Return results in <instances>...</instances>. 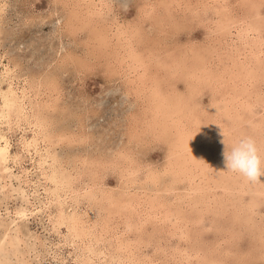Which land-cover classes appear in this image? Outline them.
<instances>
[{
  "label": "rangeland",
  "instance_id": "obj_1",
  "mask_svg": "<svg viewBox=\"0 0 264 264\" xmlns=\"http://www.w3.org/2000/svg\"><path fill=\"white\" fill-rule=\"evenodd\" d=\"M236 1L229 0V5L231 6V13L239 17L246 12V7H241ZM143 4H146V7ZM211 5L209 0H112L109 9L103 6L102 14L92 17V22L80 21L79 23V21H74L75 28L73 30L76 29V33L70 35L66 24L67 15L72 12L69 11L72 7V0L69 2L60 0H0V60L1 63H6L11 71L16 74L17 77L13 78V83L26 85L25 82H27L34 89L38 88L39 96L35 98L37 101L51 94L43 85L54 80L58 91L57 93L53 91L50 97L52 99L57 98L59 106L56 110L46 111L43 120H45V124L48 123L47 129L52 133L65 129L76 134L83 131L81 135H88V138H84V142L61 141L55 146L56 155L60 158L57 166L58 171L77 174L76 178H79L80 182L74 178L72 185L81 187L79 193L84 190L85 192L88 191L87 188L91 179H96L99 183L98 186L103 187L106 193L112 192L111 194H114L118 191L123 195L127 192H133L137 199H142L143 194L145 196L146 193L150 194L151 198L155 195L162 196L160 199V201L163 200L162 203L156 201L157 209L150 207V210L144 207V210L147 211L143 210V212L149 216L152 214L159 216L160 211L164 212L166 209L174 211L173 209H176L182 213L181 216L187 219V227L183 225L184 221L179 218L175 223L173 217L170 218V221L166 220L167 223L164 224L159 216L155 218V221L150 218L152 222L139 219L138 228L125 229L126 227L120 222L117 213H110L108 207L105 208L107 203L104 201V204L92 203L90 205L86 195L75 196L69 193L68 196L60 198L64 212L67 214L73 209L87 212L88 217H83L87 219L86 223L95 239L99 238L97 243L92 241L94 240L93 236L91 241L84 237L81 242V239H76L74 233L68 230L66 223L57 222L56 211L59 204L52 198L49 191L54 187V183L45 178L40 170L34 166L36 155L30 158L29 154L23 153L21 149V139L22 137L28 139L33 135L32 127L24 121H20L19 127L13 125L7 130L3 124L0 125V129L5 132L10 142V153L20 152L21 165L29 169V172L27 174L28 182L26 184L21 183L28 196L23 197L24 195L18 191H15L16 194L12 192V188L17 187L15 186L16 183L18 185V180L14 178L10 179L12 187L8 193L10 197L13 196L12 198L4 196L5 192L0 189V240L3 241L0 248V256H3L0 257V262H2L0 264H9V262L10 264H14V262L15 264H19V262L21 264H84V257H88V264H210L209 261L211 260H214L213 264H251V262L252 264H264L261 261L262 258L264 261V195H258L259 192L253 191L252 186L249 185L251 183L244 182L243 176L227 171L224 163L220 168L232 178L230 182L223 177L229 185L231 184L228 191L214 186L215 180L211 176L202 175L198 168L191 167L185 171V167L175 165L174 170L169 172L167 155L168 152L170 153L172 140L176 135L175 130L170 126L166 131H161L163 130L161 127L163 121L160 122L159 119L162 117L157 115L161 113V110H156L147 102L140 98L136 99L133 94L127 92V87L123 83L122 77L119 76V69L115 64L113 50L119 46L120 42L114 37L117 36L115 29L119 28L120 33L129 37L133 47L136 46L139 50H142L143 47L149 48L157 55L153 59L163 60L162 62L166 64L165 69L162 67L158 68V71L155 69L157 71L155 75L161 78V87H164L165 90L168 88V91L174 87L173 89L179 93L175 95L171 91L173 95H169L170 102L175 103L179 96L181 97V99L179 98L181 104L188 102L192 112L202 120V128L207 129L206 132L211 129L213 132L216 131L218 146L232 149L235 144V135L237 137L240 136V133H246L248 137L250 134L249 137L255 138L261 158L264 159V1H260L259 4L261 31L258 38H255L256 33H248L247 36L238 34L235 28L240 27L239 25L231 27L229 31H225L226 33L222 30L216 31L214 24L216 15ZM78 14L81 13L78 12ZM250 17L251 15H249ZM80 20H83V17ZM88 22L96 24L97 28L100 27L101 29H105L104 26L106 25L111 26L107 32V44L100 52L95 45L97 41L93 40L91 43ZM86 39L90 40L89 45H86L88 41L84 43ZM253 50L252 54L249 53ZM64 54L66 55L65 59ZM255 56H257V63L252 61ZM172 57L178 60L177 66L171 67L169 65ZM71 59L77 63L82 60L83 63L80 65L85 68L79 67L73 61L70 62ZM1 63L0 68L2 67ZM241 63L244 67L247 64L251 66L250 68L248 66V70L245 68L244 73L243 71L239 73L236 68L237 66L240 67ZM192 69H204L203 72L200 71L199 75H204L205 78L201 81L192 78L190 75ZM148 70L149 73L147 74H151L153 69L149 68ZM190 80L193 81V84ZM6 83L7 81L0 82V87H5ZM221 93L225 96V100L219 97L222 95ZM29 94L32 93L29 92ZM227 95H230L229 98ZM223 110L226 111L223 112ZM156 111L159 112L156 113ZM202 112L204 113L202 114ZM236 115L238 116L236 117ZM229 120L234 126L230 125ZM238 129L239 132L241 131L240 133ZM230 135H233L232 138ZM223 139L225 144L221 143ZM38 144L39 148L42 149L43 143L39 141ZM184 157L190 159L187 153ZM128 160L137 167L136 178L133 183H129V179L125 178L123 179L126 182L123 183L124 180L120 177V170L117 165H127ZM49 162L48 160L44 164V168L48 172L50 168L47 164ZM8 166L14 173L18 172L21 179H24L18 163L13 165L9 161ZM210 167V171H213V163ZM147 168L156 170V182L151 183L149 178H144ZM155 183L157 184L154 185ZM240 190L243 191L240 192ZM24 198L30 202L35 201L34 205H39L38 201H44V205L47 207L43 206L41 211L35 212V210L34 214L25 216V219L24 216L17 217L14 209L21 206L33 208ZM251 201L253 202L252 207L249 206ZM65 207L67 208L65 209ZM108 215V223L114 227L112 233L109 231L111 230L110 227H108V231H105L99 225ZM173 215L176 216V214ZM10 219H13V222L7 224L11 221ZM52 220L54 221L52 222ZM23 228L26 229V233L22 232L24 231ZM181 229L185 232L183 237L179 235ZM5 232H7L6 235H4ZM13 232L14 234H12ZM27 233L30 235L28 236ZM19 235L21 236L19 237ZM120 239L128 241L125 249H116L117 240ZM88 243L92 247L91 249H101L102 254L96 256L94 254L98 252L92 250L94 253L92 254L91 251H88L86 249ZM179 247H184L185 251L182 249L184 252L177 254ZM194 247L198 250L196 255L194 252L197 250L192 249ZM3 248L6 252H2ZM5 253L7 255L4 257Z\"/></svg>",
  "mask_w": 264,
  "mask_h": 264
},
{
  "label": "bare ground",
  "instance_id": "obj_2",
  "mask_svg": "<svg viewBox=\"0 0 264 264\" xmlns=\"http://www.w3.org/2000/svg\"><path fill=\"white\" fill-rule=\"evenodd\" d=\"M58 1V0H57ZM63 2H69L70 0H60ZM110 1L112 0H72V7L71 10L72 11L70 13H68L67 15V24L66 27L67 29L70 31L68 34L70 35H74L76 32L75 30H73L75 28V25H73L74 21H89L92 22V17L94 16H99L102 14V7L106 6L109 9L110 6ZM260 1H264V0H237L236 2L239 3V5H241V7H246V12L242 15L237 17L236 15H234L233 13H231V6L229 5V0H209L210 3H212L211 7L212 10L214 12V14L216 15V20L214 22L215 24V30L219 31L222 30L224 33H226L225 31H229L231 27L239 25L240 27H236V31L237 33H241L243 36H247L248 33L252 34V33H256L257 35H255V38L259 37L260 34V8H259V4ZM172 2V1H171ZM157 3V2H156ZM63 4V3H62ZM161 4V3H160ZM170 4V3H169ZM193 4V3H192ZM209 4V3H208ZM146 4H143L144 7ZM150 5V4H149ZM168 5V4H167ZM194 5V4H193ZM65 6V5H64ZM169 6V5H168ZM175 6V5H174ZM185 6V5H184ZM234 6V5H233ZM177 7V6H176ZM150 8V7H149ZM167 8V7H166ZM210 8V7H209ZM263 9V8H262ZM143 10H145L143 8ZM206 11V10H205ZM81 13V14H78ZM139 13V12H138ZM141 13V12H140ZM108 14V13H107ZM203 14V13H202ZM80 15H83L80 17ZM249 15H251V17L249 18ZM192 16V15H191ZM83 17V20H80V18ZM102 17V16H101ZM117 17V16H116ZM259 17V18H258ZM85 18V19H84ZM119 18V17H118ZM258 18V19H256ZM264 18V17H263ZM262 18V20H263ZM91 20V21H90ZM150 20V19H148ZM258 20V21H257ZM170 21V20H169ZM88 22V26H89V32L90 37H91V43L94 41H97L95 43V45H97L96 47L98 48V51H102L103 48L105 47V45L107 44V38H108V31L110 30L111 26H104L105 29H100L97 28L96 24L93 23H89ZM130 23V22H129ZM191 23V22H190ZM84 24V23H83ZM127 24V23H126ZM195 24V23H194ZM133 25V24H132ZM197 25V24H196ZM88 30V29H87ZM117 36L114 35L116 37V39H118L119 46L114 48L113 53L114 55V59H115V64L117 65L119 71L118 73L120 77H122L123 79V83L125 84V86L127 87L126 90L127 92L133 94V96L136 99H141L145 102H147L149 105H151L152 107H154L156 110H161V113L157 114L158 117L161 115V122L162 125L161 127L163 128V130L161 131H166L168 127H173V129L175 130L176 135L173 138V143L171 145L170 148V153L168 152L167 155V160H168V169L170 170L169 172L174 170V166L176 165L177 167H185V171L191 169V167L193 168H198L199 171L201 172L202 175H207V176H211L215 181V185L216 187H220L222 188V190L224 191H228L231 188V184L229 185L227 180H230V182L232 181V178L228 176L227 173L223 172L222 168H220L223 164V156L222 153L226 150V148L224 146H218V144L216 143V139L217 137V133L216 131L213 132V130L211 129L210 131L206 132L207 129H203L202 128V124H201V119L197 114H194L192 112V108L190 107L189 103H180V99L181 97H177L176 98V102H170V98L169 95H173L171 91H173L175 93V95L179 94L176 90H174L172 87V89L170 91L164 89V87H161V82L159 77H156L157 75H155V73H157V69L158 68H163L165 69V63L162 62L163 60H158V59H153V57H156L157 55L154 54L153 50H150L149 48L143 47L142 50H139L138 47H133L132 43L129 41V37L125 34L120 33V29L116 28L115 29ZM124 31V30H123ZM127 31V30H126ZM131 31V30H129ZM133 32V31H132ZM172 33V32H171ZM111 34V33H110ZM211 34V33H210ZM228 34V33H227ZM213 35V34H212ZM131 36V35H130ZM140 38V37H139ZM234 38V37H233ZM236 38V37H235ZM228 39V38H227ZM254 39V38H252ZM80 40V39H79ZM211 40V39H210ZM250 40V39H249ZM86 41H88L87 39L84 40V43H86ZM193 41V40H192ZM217 41V40H216ZM227 41V40H226ZM143 42V41H142ZM205 42V41H204ZM213 42H215L213 40ZM241 42V41H240ZM90 40L88 41V43L86 45H89ZM138 44V43H137ZM142 44V43H141ZM231 44V43H230ZM9 45V44H8ZM181 46V45H179ZM203 46V45H202ZM212 46V45H211ZM238 46V45H237ZM259 46V45H258ZM255 47V46H254ZM260 47V46H259ZM153 48V47H152ZM188 48V47H187ZM82 49V48H81ZM83 50V49H82ZM178 50V49H177ZM200 50V49H199ZM214 50V48H213ZM259 50V49H258ZM184 51V50H183ZM192 51V50H191ZM233 51V50H232ZM245 51V50H244ZM230 52V51H229ZM253 51L249 52L252 54ZM3 53V52H2ZM214 53V52H213ZM219 53V52H218ZM237 53V52H236ZM235 53V54H236ZM90 54V53H89ZM192 54V53H191ZM216 54V53H214ZM87 55V54H86ZM225 55V54H224ZM68 56H70V54H68ZM179 56V55H178ZM7 57V56H6ZM103 57V55H102ZM189 57V56H188ZM232 57V55H231ZM256 57H254V59H252V61H254L255 63H257L256 61ZM28 58V57H27ZM26 58V59H27ZM66 58V55L64 54V59ZM91 58V57H90ZM239 58V57H238ZM237 58V59H238ZM198 59V58H197ZM10 61V60H9ZM14 61V60H13ZM52 61V60H51ZM73 61L75 62L74 59H71L70 62ZM228 61V60H227ZM241 61V60H239ZM251 61V60H250ZM1 63V60H0ZM83 61L81 60L80 63L75 62V64H77L79 67H84L81 66L80 64H82ZM169 65L172 66H177L178 64V60L173 58L169 61ZM237 63V62H236ZM232 64V63H231ZM2 67L0 68V82L3 81H7L6 86L5 87H0V125H5L7 127V130L10 129L11 126L15 125L16 127H19L20 121H24L25 123H27L29 126L32 127V133L33 135L30 138H25L22 137L21 141H22V146L21 149L23 151V153H27L29 154L30 158H33V155H36V158L34 159L35 165L39 170L40 173L47 179H49L50 181H52L54 183V187L49 189L50 194L52 195V198L56 201V203L59 204V206L57 207V213H56V217H58V221L60 222V224L62 222L66 223L67 228L69 231L74 233V236L76 237V239H82L85 237L86 239H88L89 241H91V237L93 236L92 241L96 242L99 241V238L97 237L95 239L93 233L90 232V227L89 225L86 223L87 222V217L88 214L87 212H81V211H77L75 209H73L70 213H65L64 212V208L62 205V196L66 197L68 196L69 193L74 194L75 196H82V195H86L87 200L89 201L90 205L92 203H96V204H100V203H107L106 207H108V210H110V213L116 212L117 216H119L120 222L123 224V226H125V229H131V227H136L138 228L139 226V222L138 220L143 219L144 221L146 220H150V218L155 221L156 217L161 218L162 222L164 224H166V220L170 221L172 219V217L174 218L175 223L181 219L184 221V226H186V218L181 216L182 213H179L178 210L173 209L174 211H172L171 209H166L164 212H159V216L155 215V214H151L149 216V214H145L143 212L144 207H147V209L150 207L152 208H156V201H158V203H162V201H160L161 197L160 195H155V197L150 196V194L148 195L147 193L143 194L142 199H137L136 198V194H134L133 192L129 193H125L123 195H121L118 191L114 194L111 193H106V190L101 187L98 186L99 183L97 182L96 179H91V183L88 186V191L85 190L84 191H80L81 193H79V189L81 187L79 186H73L72 182L73 180L77 179V181H79V178H76L77 174L76 173H63L62 171H58L57 166L59 165V156L56 155V152L54 150L55 146L61 142V141H74V142H84V138H88L87 136H83L81 135L83 133L80 132V134H76L73 132H69L66 129L65 130H61L59 132L56 133H52L47 129V124H45V120L44 119V115L46 113V111L48 110H56L58 108V99L57 98H51V94L53 93V91H55L57 93L58 88H57V84L54 80L46 82L45 89H47L51 94L46 95V98H40L37 101H35V98H37L39 96V91L37 89H34L32 87L31 84H28L27 82L26 85L25 84H21V85H17V83H13V78L17 77L16 74H14L11 71V68H9V66L6 63H1ZM63 65V64H62ZM169 66V67H170ZM183 66V65H182ZM198 66V65H197ZM248 66L250 68V64H247V66L244 67L243 63L240 64V67L237 66V72L241 73L243 71L244 73V69L246 68V70H248ZM253 67V66H252ZM85 68V67H84ZM153 69L151 70V74H147L149 73V70L147 71V69ZM184 68V67H183ZM260 68V67H257ZM157 71H156V70ZM179 69V68H178ZM229 69V68H228ZM263 69V68H262ZM204 69H192L190 73V75L192 76V78H195L198 81H201L203 78H205L204 75H199L200 71L203 72ZM14 71V70H13ZM178 71V70H177ZM83 72V71H82ZM228 72V70H227ZM231 74V73H230ZM229 75V74H228ZM172 77V76H171ZM188 77V76H187ZM259 77V76H258ZM190 78V76H189ZM184 79V78H183ZM187 79V78H186ZM247 79V78H246ZM253 79V78H252ZM228 80V79H227ZM232 80V79H231ZM249 80V79H247ZM82 81V80H81ZM193 84V81L190 80ZM233 81V80H232ZM31 82V81H30ZM21 83V82H20ZM210 84V83H209ZM260 85V84H259ZM173 86V85H172ZM184 86V85H183ZM189 86V85H188ZM192 86V85H191ZM214 86V85H213ZM171 87V86H169ZM190 87V86H189ZM196 88V87H195ZM232 88V87H231ZM263 88V87H262ZM242 91L243 87L241 88ZM185 90V89H184ZM254 90V89H253ZM32 91V92H31ZM223 91V90H222ZM235 91V89H234ZM32 93V94H29ZM188 92V91H187ZM193 92V91H192ZM213 92V91H212ZM190 94V92H189ZM222 94V93H221ZM245 94V93H244ZM247 94V93H246ZM251 94V93H248ZM174 95V96H175ZM191 95V94H190ZM212 95V94H211ZM76 96V95H75ZM228 96V95H227ZM230 96V95H229ZM228 96V98H229ZM257 96V95H256ZM195 97V96H194ZM220 98L225 100V96H223V94L221 96H219ZM260 98V97H259ZM172 99V98H171ZM235 99V98H234ZM241 99V97H240ZM173 100V99H172ZM196 100V99H195ZM223 100V101H224ZM222 101V100H221ZM227 101V100H226ZM244 101V100H243ZM200 102V101H199ZM215 102V101H214ZM212 102V103H214ZM228 103V101L226 102ZM244 103V102H243ZM254 103V102H253ZM181 104V106H180ZM211 104V102H210ZM221 104V103H220ZM212 105V104H211ZM261 105V104H260ZM254 106V105H253ZM264 106V104H263ZM148 107V106H147ZM210 107V106H209ZM225 108V107H223ZM238 108V107H237ZM247 108V107H245ZM219 109V108H218ZM239 109V108H238ZM208 110V109H207ZM215 111V110H214ZM226 111V110H225ZM223 110V112H225ZM245 111V110H244ZM71 112V111H70ZM159 112V111H158ZM156 111V113H158ZM168 112V113H167ZM209 112V111H208ZM216 112V111H215ZM229 112V111H228ZM253 112V111H252ZM155 113V112H154ZM155 113V114H156ZM204 112H202L203 114ZM218 113V112H217ZM222 114V113H221ZM233 114V113H232ZM237 114V113H236ZM254 114V113H253ZM230 115V114H229ZM228 115V116H229ZM222 116V115H221ZM226 116V115H225ZM238 115H236L237 117ZM53 117V116H52ZM235 117V120H236ZM240 117V116H239ZM254 117V116H253ZM126 118V117H125ZM124 118V119H125ZM153 118V117H152ZM225 119L224 117H220ZM264 118V117H263ZM122 119V118H121ZM128 119V118H127ZM157 119V118H156ZM116 120V119H114ZM222 120V119H221ZM47 121V119H46ZM215 121V118H214ZM219 121V120H217ZM216 121V122H217ZM224 121V120H223ZM153 122V121H152ZM213 122V121H212ZM244 122V121H243ZM230 125L234 126V124H232V122H230ZM237 123V122H235ZM246 123V122H245ZM24 124V123H23ZM59 125V124H58ZM155 125V124H154ZM211 125V124H210ZM209 126V124H208ZM215 126V125H214ZM256 126V125H255ZM222 127V126H221ZM242 127V126H241ZM220 128V127H219ZM224 129V127H222ZM237 128V127H236ZM257 128V127H256ZM124 129V128H123ZM133 129V128H132ZM131 129V130H132ZM215 129V128H214ZM233 129V128H232ZM69 130V129H68ZM135 130V129H134ZM222 130V129H221ZM227 131H229L228 129H226ZM6 131V130H5ZM52 131V130H51ZM99 131V130H98ZM124 131V130H123ZM205 131V132H204ZM239 132V129H238ZM241 132V131H240ZM239 132V133H240ZM202 133V135H201ZM220 133V132H219ZM86 134V133H85ZM127 134V133H126ZM8 135V134H7ZM28 135V134H27ZM222 135V134H221ZM235 135V134H234ZM238 135V134H237ZM249 136H251L250 134H248ZM135 136V135H134ZM225 136V135H224ZM231 136V135H230ZM233 136V135H232ZM231 136V138H232ZM243 136H246V133L241 134L240 136L238 135L236 137L235 135V144L234 146L238 143V141L241 138H244ZM248 136V137H249ZM223 137V136H222ZM221 137V138H222ZM257 137V136H256ZM138 138V137H136ZM224 138V137H223ZM227 138V137H225ZM230 138V137H229ZM234 138V137H233ZM253 138V137H252ZM132 139V138H131ZM228 139V138H227ZM255 139V138H254ZM135 140V139H134ZM226 140V139H225ZM258 140V139H257ZM20 141V140H19ZM20 141V142H21ZM41 141L43 143V148H39V144L38 142ZM125 141V140H124ZM230 141V139H229ZM133 142V141H132ZM143 142V141H142ZM231 142V141H230ZM19 143V142H18ZM64 143V142H63ZM70 143V142H69ZM95 143V142H94ZM93 143V144H94ZM98 143V142H97ZM122 143V142H121ZM72 144V143H71ZM135 144V143H134ZM137 144V143H136ZM153 144V143H152ZM169 144V143H168ZM221 144V143H220ZM157 145V144H156ZM232 145V144H231ZM76 146V145H75ZM139 146V145H138ZM151 146V145H150ZM59 147V146H58ZM10 142L5 134V132H3L2 129H0V189L3 190L5 192L6 197H10V188L12 187L10 179L14 178L18 180V185L16 183L13 184L15 186H17L16 188H12V192L14 193L15 191H18L20 193H22L24 196L26 197L28 196V194L26 193V190L23 188V185H21V183H27L28 179H27V174L29 172V169H27L25 166L21 165V155L20 152H14V153H10ZM151 148V147H150ZM61 150V149H59ZM228 151H231V149H227ZM120 151V150H119ZM127 151V150H126ZM110 153V152H109ZM188 154L190 159H187L188 157H184L185 154ZM85 154V153H84ZM112 154V153H111ZM122 154V153H119ZM126 154V153H125ZM28 157V156H27ZM98 157V156H97ZM23 158V157H22ZM87 158V157H86ZM114 159V158H113ZM137 159V158H136ZM263 159V158H262ZM30 160V159H29ZM48 160L50 161L47 165L50 168L49 172L47 171V169L44 168V164H46L48 162ZM88 160V159H87ZM11 161L13 163V165L15 164H19V167L22 169V173L24 175V179H21V176L18 174V172L14 173L11 168L8 166V162ZM90 162V161H89ZM129 163H127V165H123V164H117L119 166V170H120V177L123 179H129V183L135 180V175H136V165L133 164L132 162H130L128 160ZM76 163V162H75ZM114 163V162H113ZM111 163V164H113ZM115 163L116 160H115ZM124 163V162H123ZM188 165H187V164ZM213 163V171H210V166ZM131 164V166H130ZM173 164V165H172ZM185 164V165H183ZM29 165V164H27ZM166 165V166H167ZM182 165V166H181ZM30 166V165H29ZM165 167V165H162ZM28 167V166H27ZM89 167V166H88ZM92 167V166H91ZM132 167V168H131ZM142 167V166H141ZM140 167V168H141ZM149 167V166H148ZM156 167V166H155ZM161 167V166H160ZM175 167V168H177ZM225 167V166H224ZM153 168V167H152ZM65 169V168H64ZM14 170V169H13ZM32 170V168H31ZM37 170V169H36ZM164 170V169H163ZM156 171V170H155ZM152 169L147 168L146 172H145V177L149 178L151 181V183L156 182V172ZM192 171V170H191ZM31 172V171H30ZM211 172V173H210ZM231 172V171H230ZM160 173V172H159ZM164 173V172H163ZM179 173V172H178ZM31 174H33L31 172ZM93 174V172H92ZM169 174V173H168ZM172 174V173H171ZM187 174V173H186ZM162 175V174H161ZM160 175V176H161ZM95 176V175H94ZM99 176V175H98ZM171 176V175H170ZM200 176V175H199ZM43 177V178H44ZM163 177V176H162ZM159 177V178H162ZM208 177V178H211ZM226 178L227 180L223 179ZM234 177V176H233ZM31 178V177H30ZM75 178V179H74ZM168 178V177H167ZM217 178V179H216ZM244 178V177H243ZM104 179V178H103ZM123 179V183L126 182V180ZM188 179V178H187ZM186 179V180H187ZM9 180V181H8ZM173 180V179H172ZM15 181V180H13ZM12 181V182H13ZM36 181V180H35ZM146 181V180H145ZM165 181V180H164ZM170 181V180H169ZM185 181V180H184ZM244 182H246L247 180L244 178L243 179ZM242 181V183H243ZM261 182H257V183H251L249 185L252 186L253 191L255 190L256 192H259V194L264 195V176H262L260 178ZM80 182V181H79ZM158 182V181H157ZM172 182V181H171ZM210 182V181H209ZM240 182V181H239ZM43 183V181H42ZM50 183V182H49ZM198 183V182H197ZM52 184V183H51ZM86 184V183H85ZM157 183H155L154 185H156ZM177 184V183H176ZM179 184V183H178ZM188 184V183H187ZM44 185V183H43ZM109 185V184H108ZM107 185V186H108ZM125 185V184H124ZM131 185V184H129ZM133 185V184H132ZM149 185V184H148ZM167 185V184H166ZM47 186V185H46ZM136 186V185H135ZM169 186V185H168ZM213 186V188H214ZM48 187V186H47ZM142 187V186H141ZM140 187V188H141ZM149 187V186H148ZM154 187V186H153ZM211 187V185H210ZM250 187V186H249ZM33 188V187H32ZM155 188V187H154ZM165 188V187H164ZM189 188V187H188ZM187 188V189H188ZM204 188V187H203ZM212 188V189H213ZM244 188V187H243ZM29 189V188H28ZM36 189V188H34ZM33 189V191H34ZM40 189V188H39ZM117 189V188H116ZM148 189V188H147ZM151 189V188H150ZM163 189V188H162ZM196 189V188H195ZM210 189V188H208ZM235 189V188H234ZM233 189V191H234ZM0 190V191H1ZM46 191H48V189H45ZM126 190V189H125ZM189 190V189H188ZM211 190V189H210ZM221 190V189H220ZM218 190V191H220ZM32 191V190H31ZM41 191V190H40ZM62 191V192H60ZM196 191V190H195ZM203 191V190H202ZM214 191V190H213ZM236 191V190H235ZM243 190H240V192ZM247 191V190H246ZM108 192V191H107ZM149 192V191H148ZM151 192V191H150ZM163 192V191H162ZM188 192V191H187ZM231 192V191H230ZM250 192V191H249ZM246 192V193H249ZM29 193V192H28ZM44 193V192H43ZM46 193V192H45ZM124 193V192H123ZM154 193V192H153ZM194 193V192H193ZM200 193V192H199ZM235 193V192H234ZM252 193V192H251ZM250 193V194H251ZM254 193V192H253ZM16 194V192H15ZM32 194H34V192H32ZM42 194V193H41ZM219 194V193H218ZM9 195V196H8ZM30 195V194H29ZM36 195V194H35ZM47 195V194H46ZM142 195V194H141ZM166 195V194H165ZM175 195V194H174ZM202 195V194H201ZM214 195V194H213ZM3 196V198H4ZM18 196V195H17ZM20 196V195H19ZM32 196V195H31ZM39 196V195H38ZM154 196V195H152ZM172 196V195H171ZM216 196V195H215ZM226 196V195H225ZM13 197V196H12ZM10 197V198H12ZM165 197V196H164ZM198 197V196H197ZM202 197V196H201ZM206 197V196H205ZM242 197V196H241ZM247 197V196H246ZM46 198V197H45ZM44 198V199H45ZM51 198V199H52ZM61 198V199H60ZM76 198V197H75ZM200 198V197H199ZM216 198V197H215ZM262 198V197H261ZM6 199V198H5ZM14 199V198H13ZM21 200V196L19 198ZM27 199V198H24ZM31 199V198H29ZM60 200V201H59ZM228 200V199H227ZM241 200V199H240ZM10 201V200H9ZM23 201V200H22ZM46 201V200H45ZM194 201V200H193ZM261 201V200H260ZM1 202V201H0ZM15 202V201H14ZM18 202V201H17ZM27 202L29 204L32 205L33 208H29L27 206L24 207H19L14 209V213L16 214V216H29L34 214V211H41L42 207H45V203L44 201H38L39 205H34V202H30L27 199ZM48 202V200H47ZM227 202V201H226ZM235 202V201H234ZM252 202V201H251ZM250 205L252 207L253 202ZM262 202V201H261ZM4 203V202H3ZM6 203V202H5ZM103 203V204H104ZM224 203V202H223ZM257 203V202H256ZM263 204V203H262ZM14 205V204H13ZM178 205V204H177ZM202 205V204H201ZM18 206V205H17ZM75 206V205H74ZM80 206V205H79ZM182 206V205H181ZM211 206V205H210ZM4 207V206H3ZM16 207V206H15ZM47 207V206H46ZM45 207V208H46ZM70 207V206H69ZM183 207V206H182ZM185 207V206H184ZM53 208V207H52ZM67 207H65L66 209ZM110 208V209H109ZM113 208V209H112ZM189 208V207H188ZM4 209V208H3ZM11 209V208H10ZM54 209V208H53ZM160 209V208H159ZM183 209V208H182ZM257 209V208H256ZM2 210V209H1ZM47 210V209H46ZM45 210V211H46ZM151 210V209H150ZM161 210V209H160ZM163 210V209H162ZM5 211V210H4ZM147 211V210H144ZM181 211V210H180ZM207 211V210H206ZM48 212V211H47ZM81 212V213H80ZM92 212V211H91ZM186 212V211H185ZM203 212V211H202ZM241 212V211H240ZM156 213V212H155ZM190 213V212H188ZM229 213V212H228ZM227 213V214H228ZM45 214V213H44ZM115 214V213H114ZM173 214H176L173 215ZM10 215V214H8ZM13 215V214H12ZM111 215V214H110ZM40 216V215H39ZM85 216V217H83ZM149 216V217H148ZM225 216V215H224ZM247 216V215H246ZM253 216V215H252ZM251 216V218H252ZM44 217V216H42ZM96 217V216H94ZM46 218V217H45ZM54 218V217H53ZM98 218V216H97ZM171 218V219H170ZM179 218V219H178ZM185 218V219H184ZM191 218V217H190ZM91 219V218H90ZM246 219V218H245ZM11 220V219H10ZM15 220V219H14ZM42 220V219H41ZM109 220V215L102 221L100 222V226L105 230L108 231V227L111 228V233L113 232L114 227H111L108 223ZM114 220V219H113ZM139 220V221H140ZM180 220V221H181ZM30 221V220H27ZM54 220H52L53 222ZM115 221V220H114ZM142 221V220H141ZM151 221V220H150ZM160 221V219H159ZM250 221V220H249ZM255 221V220H254ZM13 222V219L7 224H11ZM26 222V221H25ZM41 222V221H40ZM46 222V221H45ZM98 222V221H97ZM119 222V221H118ZM152 222V221H151ZM182 222V221H181ZM194 222V221H193ZM1 223V222H0ZM4 223V222H2ZM15 223V222H14ZM27 223V222H26ZM35 223H37L35 221ZM56 223V222H55ZM142 223V222H141ZM147 223V222H146ZM150 223V222H149ZM5 224V223H4ZM173 224V223H172ZM232 224V223H231ZM247 224V222H246ZM16 225V224H15ZM143 225V224H142ZM153 225V224H152ZM30 226V225H29ZM42 226V225H41ZM54 226V225H53ZM61 226V225H60ZM171 226V225H170ZM1 228V227H0ZM39 228V227H38ZM42 228V227H40ZM44 228V227H43ZM65 228V226H64ZM116 228V227H115ZM12 229V228H11ZM14 229V228H13ZM24 231H22L23 233L27 232L25 231L26 229L23 228ZM34 229V228H33ZM154 229V228H153ZM261 229V228H260ZM20 230V229H18ZM35 230V229H34ZM42 230V229H41ZM52 230V228H51ZM55 230V229H54ZM67 230V229H66ZM166 230V229H165ZM16 231V230H15ZM21 231V230H20ZM36 231V230H35ZM57 231V230H56ZM37 232V231H36ZM44 232V231H43ZM42 232V233H43ZM117 232V231H116ZM115 232V233H116ZM119 232V231H118ZM145 232V231H143ZM7 232L4 233V235H6ZM65 233V232H64ZM185 232L182 231V229L180 230V237H183L185 234ZM14 234V232L12 233ZM17 234V233H16ZM22 234V233H21ZM34 234V233H33ZM66 234V233H65ZM68 234V233H67ZM122 234V233H121ZM145 234V233H144ZM163 234V233H162ZM23 235V234H22ZM28 235V233H27ZM30 235V234H29ZM28 235V236H29ZM43 235V234H42ZM98 235V234H97ZM124 235V234H123ZM3 236V235H2ZM14 238V235H12ZM21 235H19L20 237ZM26 236V235H25ZM32 236V235H31ZM50 236V235H49ZM112 236V235H111ZM144 236V235H143ZM217 236V235H216ZM244 236V235H243ZM24 237V236H23ZM22 237V238H23ZM37 238V235L35 236ZM40 237V235H39ZM44 237V236H43ZM119 237V236H118ZM124 237V236H123ZM138 237V236H137ZM150 237V235H149ZM2 238V237H1ZM6 238V237H5ZM26 238V237H25ZM147 238V237H146ZM161 238V237H160ZM24 239V238H23ZM27 239V238H26ZM50 239V238H49ZM124 239V238H122ZM127 239V238H126ZM12 240V239H11ZM10 240V241H11ZM16 240H18V238H16ZM34 240V239H33ZM53 240V239H52ZM75 240V239H74ZM114 240V239H113ZM176 240V239H175ZM187 240V239H186ZM259 240V239H258ZM263 240V239H262ZM40 241V240H39ZM64 241V240H63ZM136 241V240H135ZM159 241V240H158ZM2 239L0 240V248L2 247ZM5 242V241H4ZM56 242V241H55ZM131 242V241H130ZM15 243V242H13ZM41 243V242H40ZM60 243V242H59ZM58 243V244H59ZM64 243V242H63ZM126 243H128V241L126 240H117V244L116 245V249L119 248V250L125 249ZM132 243V242H131ZM248 243V242H247ZM16 244V243H15ZM32 244V242H31ZM36 244V243H35ZM38 244V243H37ZM41 245V244H40ZM52 245V244H51ZM56 245V244H55ZM132 245V244H131ZM141 245V244H140ZM196 245V244H195ZM194 245V246H195ZM218 245V244H217ZM9 246V245H8ZM16 246V245H15ZM14 246V247H15ZM22 246V245H20ZM43 246V245H42ZM53 246V245H52ZM69 246V245H68ZM86 246V245H85ZM216 246V244H215ZM10 247V246H9ZM18 247V246H17ZM31 247V246H29ZM24 248V247H23ZM33 248V247H32ZM39 248V247H38ZM51 248V247H50ZM55 248V247H54ZM92 247H90L89 243L86 246V249L88 251H91L92 254L93 251L94 252H98L94 255L99 256V254H102V250L101 249H91ZM134 248V247H132ZM145 248V247H144ZM157 248V247H156ZM178 252L177 254H180L181 252H184V247L182 248H177ZM184 251H183V250ZM197 250L195 247L192 248ZM29 250H33V249H29ZM49 250V249H48ZM80 250V249H79ZM93 250V251H92ZM128 250V249H127ZM260 250V249H259ZM1 251V250H0ZM8 251V250H7ZM55 251V250H54ZM133 251V250H131ZM158 251V250H156ZM187 251V250H186ZM194 251V250H193ZM241 251V250H240ZM2 252H6L4 251V248L2 249ZM1 252V254H2ZM33 252V251H32ZM47 253V252H46ZM57 253V252H56ZM133 253V252H132ZM198 253V250L194 252V254L196 255ZM223 253V252H222ZM231 253V252H230ZM58 254V253H57ZM121 254V253H120ZM134 254V253H133ZM233 254V253H232ZM264 254V252H263ZM7 255V253L4 254ZM11 256H13V254H10ZM17 255V254H16ZM19 255V254H18ZM24 255V254H23ZM26 255V254H25ZM66 255V254H65ZM129 255V253H128ZM149 255V254H148ZM220 255V254H219ZM231 255V254H230ZM261 255V253H260ZM2 256V255H1ZM0 256V257H1ZM20 256V255H19ZM62 256V255H60ZM81 257V255H79ZM122 256V255H121ZM124 256V255H123ZM141 256V255H140ZM176 256V255H175ZM228 256V255H227ZM253 256V255H252ZM3 257V256H2ZM1 257V258H2ZM74 257V256H73ZM76 257V256H75ZM120 257V256H119ZM130 257V256H129ZM224 257V256H223ZM222 257V258H223ZM231 257V256H230ZM15 258V257H13ZM27 258V257H26ZM36 258V257H35ZM38 258V257H37ZM61 258V257H60ZM64 258V257H63ZM125 258V257H124ZM127 258V257H126ZM132 258V257H131ZM141 258V257H139ZM180 258V257H179ZM225 258V257H224ZM238 258V257H237ZM240 258V257H239ZM252 258V257H251ZM7 259V258H6ZM17 259V258H16ZM25 259V258H24ZM28 259V258H27ZM46 259V258H45ZM50 259V258H49ZM66 259V258H65ZM167 259V258H165ZM255 259V257H254ZM258 259V258H257ZM3 260V259H2ZM9 260V257H8ZM7 260V261H8ZM20 260V259H19ZM32 260V259H31ZM44 260V259H43ZM52 260V259H51ZM73 260V259H72ZM210 260V259H208ZM1 261V260H0ZM6 261V262H7ZM10 261V260H9ZM12 261V260H11ZM59 261V260H58ZM66 261V260H65ZM71 261V260H70ZM88 257H84V264H88ZM94 261V260H93ZM101 261V260H100ZM99 261V262H100ZM130 261V260H129ZM132 261V260H131ZM147 261V260H146ZM150 261V260H149ZM148 261V262H149ZM154 261V259H153ZM158 261V260H156ZM192 261V260H191ZM198 261V260H197ZM202 261V260H201ZM230 261V260H229ZM249 261V260H248ZM263 261V258L261 260ZM18 262V261H16ZM25 262V261H24ZM47 262V261H46ZM75 262V261H73ZM96 262V261H95ZM247 262V261H246ZM260 262V261H259ZM2 263V262H0ZM4 263V262H3ZM28 263V262H27ZM41 263V262H40ZM129 263V262H128ZM137 263V261H136ZM184 263V261H183ZM187 263V261H186ZM210 264L214 263V260L209 261ZM249 263V262H248ZM10 264V262H9ZM15 264V262H14ZM19 264H21L19 262ZM33 264V263H32ZM60 264V263H59ZM75 264V263H74ZM99 264V263H98ZM125 264V263H124ZM138 264V263H137ZM148 264V263H147ZM225 264V263H224ZM242 264V263H239ZM252 264V262H251ZM254 264V263H253Z\"/></svg>",
  "mask_w": 264,
  "mask_h": 264
},
{
  "label": "clouds",
  "instance_id": "obj_3",
  "mask_svg": "<svg viewBox=\"0 0 264 264\" xmlns=\"http://www.w3.org/2000/svg\"><path fill=\"white\" fill-rule=\"evenodd\" d=\"M224 143V139L221 140ZM223 163L227 171L243 176L250 183L261 182L264 176V159L252 137L241 138L231 151L222 153Z\"/></svg>",
  "mask_w": 264,
  "mask_h": 264
}]
</instances>
